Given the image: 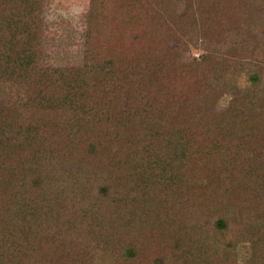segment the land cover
Listing matches in <instances>:
<instances>
[{
	"label": "trees",
	"instance_id": "obj_1",
	"mask_svg": "<svg viewBox=\"0 0 264 264\" xmlns=\"http://www.w3.org/2000/svg\"><path fill=\"white\" fill-rule=\"evenodd\" d=\"M47 1L0 0V264H264V0H89L68 64Z\"/></svg>",
	"mask_w": 264,
	"mask_h": 264
},
{
	"label": "rangeland",
	"instance_id": "obj_2",
	"mask_svg": "<svg viewBox=\"0 0 264 264\" xmlns=\"http://www.w3.org/2000/svg\"><path fill=\"white\" fill-rule=\"evenodd\" d=\"M89 0H48L45 9V19L48 24L46 49L49 59L55 63H77L82 58L85 42L86 15ZM202 46H192V53L198 56ZM246 77L239 78L244 84ZM227 97L224 98V103ZM237 257L245 262L251 248L248 242H241L236 247Z\"/></svg>",
	"mask_w": 264,
	"mask_h": 264
}]
</instances>
